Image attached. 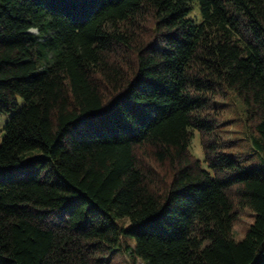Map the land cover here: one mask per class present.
<instances>
[{
	"label": "trees",
	"instance_id": "trees-1",
	"mask_svg": "<svg viewBox=\"0 0 264 264\" xmlns=\"http://www.w3.org/2000/svg\"><path fill=\"white\" fill-rule=\"evenodd\" d=\"M11 112L0 264H264V0H0Z\"/></svg>",
	"mask_w": 264,
	"mask_h": 264
},
{
	"label": "rangeland",
	"instance_id": "rangeland-1",
	"mask_svg": "<svg viewBox=\"0 0 264 264\" xmlns=\"http://www.w3.org/2000/svg\"><path fill=\"white\" fill-rule=\"evenodd\" d=\"M193 16V15H191ZM194 17L197 21H199V15L198 12L194 14ZM14 112L7 113V114H1L0 115V129L4 126V124L10 119ZM240 120V119H239ZM241 121V120H240ZM227 136L231 137L232 135L236 136L237 138L242 137V129L240 127L239 121L235 120L233 123L230 124L228 128ZM243 142V141H241ZM190 150L192 154L198 158L203 159V150L200 143L199 134L197 132H193V138L190 144ZM251 154V153H250ZM254 165L258 167H262V170L264 172V165L259 159H255L254 162H252ZM204 167H206V164H203ZM252 215L245 213L242 214L239 219L235 222L233 226V237L235 240H240L245 234L246 229L248 226L252 223ZM131 240H128V243L131 245V248H134V240L130 238ZM132 261L128 257V254L125 251L119 250L109 261L108 264H131ZM135 264H143L140 260H136Z\"/></svg>",
	"mask_w": 264,
	"mask_h": 264
}]
</instances>
